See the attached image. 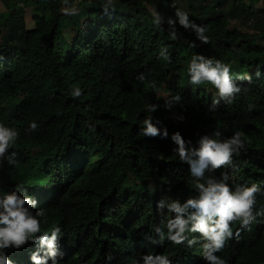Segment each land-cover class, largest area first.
<instances>
[{
	"label": "trees",
	"instance_id": "trees-1",
	"mask_svg": "<svg viewBox=\"0 0 264 264\" xmlns=\"http://www.w3.org/2000/svg\"><path fill=\"white\" fill-rule=\"evenodd\" d=\"M19 1L20 11L9 9L15 0H0L8 7L0 13V123L18 133L8 150L16 162H0V189L22 184L38 203L41 194L50 211L41 230L61 228L59 264H138L149 252L174 264H206L186 260L193 252L186 242L161 241L154 231L167 215L157 201L197 195L170 137L179 131L196 146L216 130L221 139L244 131L235 168L205 175L226 173L230 185L264 189V0ZM177 9L205 28L206 42L178 23L171 39L168 21L177 20ZM248 23L253 30H241ZM161 46L168 60L160 58ZM193 54L230 65L241 91L228 102L209 82L190 84ZM177 94L181 100L167 107ZM214 98L220 102L211 110ZM150 104L159 105L154 113ZM149 115L168 139L142 134ZM256 210H264V191ZM247 227L246 242L223 256L226 264H264V215Z\"/></svg>",
	"mask_w": 264,
	"mask_h": 264
},
{
	"label": "clouds",
	"instance_id": "clouds-1",
	"mask_svg": "<svg viewBox=\"0 0 264 264\" xmlns=\"http://www.w3.org/2000/svg\"><path fill=\"white\" fill-rule=\"evenodd\" d=\"M225 2L226 0H219L218 3ZM152 16L153 24L160 26L163 22L160 13L153 12ZM176 17V21H168L173 29L170 32L171 39L177 38L175 24L178 23L184 29L193 31L198 40L207 41L205 28L190 20L186 11L177 9ZM249 23L247 26L252 22ZM192 47H195L194 43ZM159 56L168 60L167 46H161ZM230 72V65L202 54H193L187 65L190 84L209 82L216 89L219 98L228 102L241 91ZM257 75L260 73L257 72ZM137 79L143 81L145 77L141 74ZM245 79L249 80V77ZM72 95L80 96L81 89L75 88ZM180 100L181 96L177 94L166 101V106L170 108ZM219 102L220 100L214 98L211 110H215ZM158 107V104H150L147 110L154 113ZM142 124L140 131L145 137H157L159 140L169 138L167 128L157 127L153 123L152 115L146 116ZM36 127V123L30 125L32 130ZM244 135V131H236L231 137L221 139V132L216 130L200 136L196 146H193L192 141H186L181 132L171 134V141L175 145L172 151L181 162L189 166L197 195L183 202L168 198L157 201V211L162 215L166 212L167 215L154 231L161 241L167 239L176 245L186 242V246L193 251L188 254L186 260L200 257L206 264H226L225 253L243 245L247 240V226L254 222L257 216L264 215V210L254 212L256 194L264 191L259 184L230 185L226 173H222L221 179L205 175L206 171H214L225 165L235 168L233 155L238 154L244 147ZM17 137L18 133L14 129L0 123V162L3 159H7L10 164L16 162V153L8 154V150ZM36 196L41 203H38L22 184H17L11 191L0 189V264H20L21 259H24L23 264H59L62 259L61 246L58 243L61 228L57 226L50 233L41 230L42 223H47V212L50 211L46 212L42 208L41 194ZM61 213L52 215L58 217ZM236 221L238 223L232 231L231 225ZM28 243H33V246L28 250L20 249ZM138 264L174 262L170 261L167 254L149 252L141 257Z\"/></svg>",
	"mask_w": 264,
	"mask_h": 264
},
{
	"label": "rangeland",
	"instance_id": "rangeland-1",
	"mask_svg": "<svg viewBox=\"0 0 264 264\" xmlns=\"http://www.w3.org/2000/svg\"><path fill=\"white\" fill-rule=\"evenodd\" d=\"M16 2H14V3H12L11 5H10V7H9V9H11V10H18V11H20V9H24V8H22V6H21V2L19 1V0H15ZM5 6V5H4ZM3 5H2V3H0V13L1 12H3V11H8V7L7 8H5ZM260 7H261V4L259 5ZM242 29H247V30H253V29H251L249 26H240Z\"/></svg>",
	"mask_w": 264,
	"mask_h": 264
}]
</instances>
